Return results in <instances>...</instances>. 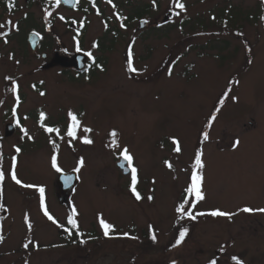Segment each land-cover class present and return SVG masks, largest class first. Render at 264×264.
I'll return each instance as SVG.
<instances>
[{
  "label": "rangeland",
  "instance_id": "rangeland-1",
  "mask_svg": "<svg viewBox=\"0 0 264 264\" xmlns=\"http://www.w3.org/2000/svg\"><path fill=\"white\" fill-rule=\"evenodd\" d=\"M120 1L125 17L145 16L147 28L141 31L134 20L123 26L109 23L119 32L115 39L106 33L102 16L89 17L81 49L107 64L74 81L61 75L60 68L44 70L40 56L23 47L34 26L23 21L29 14L42 19L47 6L40 10L30 0H15L9 10L13 1L4 6L0 0V24H5L0 29V156L5 172L0 204L6 209L0 210V264H210L213 259L216 264H236L234 256L243 264H264V213L240 211L264 208V2L180 0L186 5L181 12L173 0H157L160 9L152 0ZM104 13L116 19L110 3ZM169 13L170 22L164 24ZM9 20L12 24H6ZM55 20L54 33L66 35L64 21ZM64 40L70 43V35ZM97 44L104 45L102 51L94 47ZM129 49L138 73L128 71ZM70 111L82 127L93 131L81 128L76 140L67 137ZM41 112L45 121L40 120ZM212 115L216 120L209 129ZM41 123L59 127L63 139L45 132ZM9 125L17 129L6 138ZM113 130L119 147L111 145ZM204 131L210 136L206 142ZM85 135L93 144L81 142ZM173 138L180 141V153L174 151ZM51 140L58 145L64 174L75 172L78 161L84 160L76 172L79 183L65 205L56 188L61 173L51 167ZM124 147L138 169L141 200L130 190L131 175L117 169ZM201 149L205 199L197 203L185 189L198 171L195 155ZM12 157L17 177L34 187L23 188L11 180ZM41 186L45 204L60 225L70 228L67 218L73 206L77 209L79 230L72 229L71 236L44 215ZM185 200L195 205L186 207L194 214L217 209L237 214L231 220L207 215L181 219L175 209ZM101 216L114 225V238L103 235ZM185 228L184 241L174 246Z\"/></svg>",
  "mask_w": 264,
  "mask_h": 264
},
{
  "label": "snow or ice",
  "instance_id": "snow-or-ice-1",
  "mask_svg": "<svg viewBox=\"0 0 264 264\" xmlns=\"http://www.w3.org/2000/svg\"><path fill=\"white\" fill-rule=\"evenodd\" d=\"M73 0H64V3H72ZM76 2H78V0H76ZM262 2H264V0H262ZM108 3H112V0H108ZM153 3L155 4V0H153ZM173 3L175 4V7L177 9H179L181 12H186V5L183 3V2H180V0H173ZM61 4V0H55V7H59ZM15 5V0H13V4L10 6L9 10H11L12 7H14ZM114 6V5H113ZM176 15H180V12H176L175 13ZM48 16H51L52 13L51 12H48L47 13ZM60 19L63 20L64 17L63 16H60ZM121 19H123L121 17ZM213 19H215V17H213ZM144 23H148L147 21H144ZM6 24H12V21H6ZM123 26V25H122ZM5 27V24H0V29L4 28ZM18 30V28H17ZM8 34L6 33L5 36H7ZM238 35H242V33H238ZM5 43L8 42V40L5 38L4 40ZM94 47H98V45H94ZM77 51H81L80 47H79V42H77ZM86 56H88L89 58H92L93 60V63H95V58L93 57V54L92 52H86L84 53ZM128 59H127V66H128V71L130 72H133V73H138V69L135 68L133 66V53L131 51V49H129L128 51ZM17 63H19L17 61ZM101 70H103L101 68ZM169 76H171V72L168 73ZM8 79H11V78H8ZM236 83L238 84V81H236ZM35 87V86H33ZM18 90V86L13 88V91H17ZM231 89H228L225 93V96H227V93L230 92ZM41 95H45V93L41 92ZM235 99V98H234ZM17 101H19V96H17ZM219 103L221 105H223L224 103V100L221 99L219 101ZM217 112L219 111V109L216 110ZM68 117L70 119V123L68 124L67 128H66V135L67 137L71 138V140H76L78 138V130H80L82 128V131L84 133H91L93 131L92 128L90 127H82V121L80 119H78L77 115L74 114L73 112H69L68 113ZM27 118V117H25ZM47 119L46 117V114L44 112H41L40 113V120L41 121H45ZM216 120V116L215 115H212L210 117V122L208 123L207 127L209 129H211L212 127V123L215 122ZM17 123H19V121H17ZM41 127L44 129L45 132L47 133H55L57 136L60 137V139H63V136H60V128L59 127H55V126H47L43 123H41ZM23 133L25 136H27L29 139H32V137L29 135L28 133V130L27 129H22ZM110 136L112 137V140H111V145L112 146H115V147H119V144H118V141H117V136H118V133L113 130L111 133H110ZM202 138H203V141H208L210 139V136H209V132L208 131H204L202 133ZM81 139V142L85 145H91L93 144V140L91 138H89V136L85 135L83 137L80 138ZM52 143V146H53V149H54V154L52 155L51 157V167L57 172V173H61L63 174V169L61 168L59 162H58V152L56 150H58V145L56 143L55 140H51L50 141ZM71 142V141H70ZM172 143L175 145V148H174V151L177 152V153H180L182 151L181 149V146H180V141L178 139H175L173 138L172 139ZM240 143V141L237 139L234 141V144L236 146H238ZM21 151L20 148H16V152L19 153ZM119 156L120 158H122L126 163L127 165L131 168V186H130V190L132 192V194L135 196L136 200H141L143 197L141 196L140 192L137 190V184H138V169L133 166V161H134V157L133 155L129 152V149L127 147H124L122 149V151L119 153ZM203 156H204V153H203V150H199L197 151L196 155H195V168L198 170V171H194L191 175V183H190V186H188L185 191L187 194H189V197H192L194 196L195 197V200L197 203H199L200 201H203L205 199V195L202 191V185H203V182H204V176H203V169L205 167V164H204V161H203ZM16 164H17V161H16V157H12V168H11V171H10V178L12 181H14L17 185H19L20 187H23V188H32L34 187L33 185L31 184H25L23 183L18 177H17V173H16ZM78 164L79 166L76 167L75 169H73V171L79 173L80 169L84 166V160L81 158L79 161H78ZM167 164V167L169 169H172V164L169 163V162H166ZM122 168L124 167L123 164L120 165ZM5 180V172L3 170V158L2 156H0V185L3 184ZM64 180H65V184H69L71 181H72V177L69 176V175H65L64 177ZM38 192H39V196H40V203H41V206L43 208V212H44V215L50 220L52 221L54 224H57L58 227H62L64 228V231L67 232L69 234V236H71L72 234V229H76V230H79V224H78V221L76 219L77 215H78V212H77V209L75 208V206H73L72 210H71V213L69 214L68 218H67V224L70 225L71 227L68 228V227H64V225H60L59 222L50 214L46 204H45V188L44 187H39L38 188ZM3 194V189L2 187H0V196H2ZM154 197L152 196H149L148 199L149 200H152ZM186 207H191L194 209L195 205L193 204H188V201L185 200L183 202H181L177 208L175 209V211L179 214V218L183 219L184 217H187L188 219L190 220H196L197 216H212V217H226L227 219L231 220L232 217L234 215H236L237 213H233V212H226V211H221V210H213V211H210V212H202V211H197L194 212L193 211H187L186 210ZM0 210H5L6 209L4 208V205L0 204ZM241 212H244V213H254V212H260V213H264V208H260V209H253L251 207H244L242 209H240ZM99 220V224H100V227L103 231V235L105 237H108V238H114L113 237V233L115 232V227L114 225H112L111 223L107 222L102 216L98 218ZM27 226H28V229L31 230L32 229V224L30 222V220L28 221L27 223ZM150 230H151V240L153 242H156L157 241V236H156V233H155V230L152 229V227L150 226ZM188 234V229L185 228L183 231H181L179 233V239L176 241V245L174 246H178L179 244H181L185 237L187 236ZM123 236L125 237H128L130 239H138V237H135V236H129L128 233H123ZM3 242V237L0 236V243ZM87 241L81 239L80 240V243H86ZM31 243V241H29V243H26L23 245L24 248H28L29 247V244ZM37 250H38V246H37ZM232 259L236 262V264H243V262L238 259L237 257H232ZM173 264H175V261H173ZM210 264H216V260L213 259L210 261Z\"/></svg>",
  "mask_w": 264,
  "mask_h": 264
},
{
  "label": "flooded vegetation",
  "instance_id": "flooded-vegetation-1",
  "mask_svg": "<svg viewBox=\"0 0 264 264\" xmlns=\"http://www.w3.org/2000/svg\"><path fill=\"white\" fill-rule=\"evenodd\" d=\"M8 1L13 0H4V2H1L4 6L8 4ZM32 5H38L42 10L47 6V10H42L43 14L45 13L44 17L42 19H37L34 17V15H27L24 23H34V26L31 31H29L26 35V41L23 47L27 45L29 47L30 51L34 53L35 55H39L41 60L45 62V66L43 67L44 70H51L53 68H60L61 75L69 76L70 80H77L78 78L84 77V76H91V74L94 71H100L101 68L105 69V66L107 64V61L105 59L101 58L98 60V62L95 59V63H93L92 58H89L84 53H86L83 49H81V39L82 36H84L85 29L87 26V23H90L89 17L93 15L102 16L104 18V23H107V32L106 33H112L113 38L116 39V37L119 38V32L117 30H113L109 28V23H121L122 26L123 23H130L131 21H138V23H144V21H149L147 17H142L140 19H135L134 14L132 16H126L124 15V3L120 0L117 3H115V0H112L111 5H114V11L116 15V19H111V17L105 16L104 10L105 5L107 6L108 0H76L74 1V7L70 8L68 4H65L63 0H61V4L59 7H55V0H30ZM115 1V2H113ZM125 1V0H123ZM156 3L159 5V1L155 0ZM150 1V3H152ZM149 3V4H150ZM10 4V3H9ZM44 5V6H43ZM146 5V4H144ZM142 6V5H140ZM140 7H138L137 11ZM160 9V5L158 7ZM133 11V13H134ZM159 11V10H158ZM51 12L53 15L48 16L47 13ZM157 13V12H156ZM156 13H151L150 17H153ZM69 15L64 19L63 23L68 28L66 35H60L57 33H54L55 30V24L56 21L55 18H60V16ZM147 16V15H146ZM178 15H176L177 17ZM121 17L123 19H121ZM149 17V15H148ZM172 17V13H169V16L167 15L164 18L163 23L167 24L169 23V18ZM147 18V19H146ZM37 22V23H36ZM18 26L14 28V31L17 29ZM147 28V25L146 27ZM141 30V29H140ZM142 31V30H141ZM36 36L38 38V43L35 49L31 47L30 44V38L31 36ZM70 35V43L68 41H62V39L66 36ZM113 41V40H112ZM77 42H79V47L81 51H77ZM98 47L97 50L102 51L104 45L97 44ZM77 57H83L85 61L84 69L79 71L75 66L73 67H63L61 65H57L54 62L57 59H66L70 63L74 58ZM94 57V55H93ZM95 58V57H94ZM92 72V73H91ZM15 126V125H14ZM17 129V127L15 126Z\"/></svg>",
  "mask_w": 264,
  "mask_h": 264
},
{
  "label": "water",
  "instance_id": "water-1",
  "mask_svg": "<svg viewBox=\"0 0 264 264\" xmlns=\"http://www.w3.org/2000/svg\"><path fill=\"white\" fill-rule=\"evenodd\" d=\"M64 2V0H63ZM68 4L70 8L74 7V1L72 3H65ZM146 27V23H140V29H144ZM38 43V38L36 36H31L30 38V44L33 49L37 46ZM84 58L83 57H77L74 58L72 61H70L69 64H67L66 59H57L54 63L57 65H61L63 67H73L75 66L79 71L84 69V63H83ZM14 133V127L9 125L6 127L5 130V137L9 138L11 135ZM123 164L124 167L122 168L120 165ZM117 169L122 173L124 176H129L131 174L130 169L128 168L127 163L122 159L118 164H117ZM65 175H69L72 177V181L69 184H65L64 177ZM79 183L78 179V174L76 172H72L70 174H61L59 178L57 179L56 182V188L58 191V195L60 196V204L65 205L68 204L70 201V194L74 191V189L77 187Z\"/></svg>",
  "mask_w": 264,
  "mask_h": 264
}]
</instances>
